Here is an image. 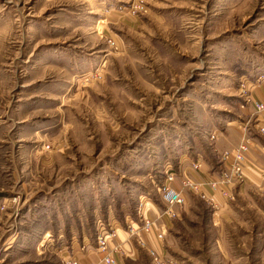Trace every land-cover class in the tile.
<instances>
[{
  "label": "rangeland",
  "instance_id": "1",
  "mask_svg": "<svg viewBox=\"0 0 264 264\" xmlns=\"http://www.w3.org/2000/svg\"><path fill=\"white\" fill-rule=\"evenodd\" d=\"M263 73L264 0H0V264H152L163 223L169 264H264ZM225 128L243 138L220 152ZM245 139L259 185L209 201L183 183ZM169 168L181 205L161 200Z\"/></svg>",
  "mask_w": 264,
  "mask_h": 264
},
{
  "label": "built area",
  "instance_id": "2",
  "mask_svg": "<svg viewBox=\"0 0 264 264\" xmlns=\"http://www.w3.org/2000/svg\"><path fill=\"white\" fill-rule=\"evenodd\" d=\"M254 107L257 112L263 113L264 98L261 100L254 101ZM260 130L264 131V128L261 127ZM211 138H214V135L211 134ZM250 144H253V141L251 139H245L238 145L237 148H235L231 152H225L223 155L224 167L222 171L217 176L210 175V177H208L207 180L204 181V184H200L198 182L195 183L190 178H185L183 180V183L193 191L200 193L202 197H205L209 201H212V197L210 196V194L216 191H218L222 197L230 196L232 194L233 188L239 183H241L243 180L242 170L245 166L246 156L248 154ZM228 159L231 160L229 164H227ZM189 167L194 171L198 170L199 168L198 164L195 162H192ZM174 177V172L170 170V168L166 170L163 189L161 192V200L164 202L165 205L168 206L181 205L184 203V199L181 195V192L171 185L174 180ZM205 184L209 186L207 187L209 193L204 190ZM201 188H203V190ZM166 213L167 215L171 214L170 210L166 211ZM141 221V229L143 230V232L146 234H150L154 225L152 220L142 216ZM163 225L164 224L158 226V231L155 234L157 240L159 241H161L164 237L165 229L163 228ZM134 231L136 232V229L131 226L130 233H133ZM138 236L136 237V242H138L142 246L146 245L145 241ZM97 240V250L102 251L105 248V240L101 236L97 237ZM147 251L152 260V264H169L162 255V252L160 251L159 247L147 245ZM118 253L121 256L123 255V252ZM74 254L75 253L72 252L67 256V264H118V259L112 253H106L95 260L84 259L83 262H81L80 259H78Z\"/></svg>",
  "mask_w": 264,
  "mask_h": 264
},
{
  "label": "crops",
  "instance_id": "3",
  "mask_svg": "<svg viewBox=\"0 0 264 264\" xmlns=\"http://www.w3.org/2000/svg\"><path fill=\"white\" fill-rule=\"evenodd\" d=\"M262 79H264V73L262 74V77L259 78V80L257 78L258 83H255V85L251 88L250 98L253 101L261 100L264 98V80H262ZM255 123H256V125H258L260 127H264V113L257 114V118L255 119ZM242 136H243V133L240 131H238V133L236 134L235 132L231 131L230 129L225 128L223 131H220V133L218 135H214L215 148L217 150H219L220 152L222 150H225V149L230 150V149L237 146V144L241 141V138H243ZM234 138H235V140H234ZM262 151H263L262 153H264V147L262 148ZM249 156L252 157L253 153L250 152ZM252 158H254V157H252ZM260 162L262 164H264V161L261 159H260ZM208 164H210V163H208ZM208 164H204L201 166L202 172L203 171L206 172L209 169ZM184 167H185V169H183V170H185L184 173H186V171H188L189 173H192L193 170L189 166H184ZM242 172L244 175V184L243 185L252 186V185H259L260 184L261 179H262V175H261L262 172L260 173V171H256L254 168H252L250 166H244ZM193 177H195V176H193ZM178 187H180V186H178ZM156 213H157L156 210L150 209L149 217L153 218L156 215ZM145 215H146V213H145ZM144 217H147V216H144ZM163 228L166 230L165 224L163 225ZM155 234H156V232L153 231L152 234H150V236L147 237L148 242H150V244H156V246H158V247H162V245L159 244V241L157 240ZM121 239H122L121 240L122 246L126 247V245H128L127 242H125L123 240V238H121Z\"/></svg>",
  "mask_w": 264,
  "mask_h": 264
}]
</instances>
